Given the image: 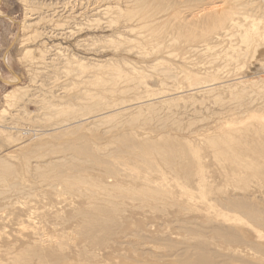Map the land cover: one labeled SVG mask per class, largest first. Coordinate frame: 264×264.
Instances as JSON below:
<instances>
[{
  "label": "rangeland",
  "instance_id": "1",
  "mask_svg": "<svg viewBox=\"0 0 264 264\" xmlns=\"http://www.w3.org/2000/svg\"><path fill=\"white\" fill-rule=\"evenodd\" d=\"M82 1L83 6L81 7L84 8L88 4V6L90 5V9L94 10L98 9L100 6L107 5L106 2L103 4L102 0ZM119 1L120 6H123V8L127 10L124 4L125 0ZM262 1L264 2V0ZM21 2H23V0H0V160L2 163H6L8 166L10 165V167H12L13 172H15L14 175L16 176L11 182L14 185L17 184V187H15L16 189L14 187L6 188V192H4L5 189L2 188L4 185L0 184V254H2V251L8 249L15 250L19 253L23 251L22 248L27 251V253L23 251L25 254H31L28 252V249L30 250V248L33 247L34 250L31 249L32 255L41 252V254H44V259H37L35 257L32 258L33 261L30 259L34 262L33 264H42L43 260H45L43 262L44 264H211L213 260L216 264H264V242L258 239L257 235L253 234L250 229L243 230L241 234L242 236L245 234L244 238L249 242L250 247L252 246V248L258 252V256L256 252L249 250H246L244 253L245 255L233 253L230 252L231 249L229 250V247L224 250L219 248L222 251L219 249L215 250L213 246L214 241H212L213 235L209 232L213 224L207 221V219L213 218L209 212L205 210L206 206L203 203L204 201L201 200V196L213 198L212 200H224L229 198L238 200L240 197H245V201L248 198L249 200L247 201L250 202V204H254L255 202V206L264 209V149L260 148L259 153H248V149H250L251 146H249L248 137L251 139L253 133L246 131L248 127L250 131L256 128V123H253V120L249 118L250 112L258 111V113H261L264 109V88L260 87V85H252L251 82L264 77L263 72H258V66L261 62L264 64V58L257 56L253 61H250L239 70L231 66L232 70L228 69L229 71H227L222 62H218L219 64L212 66L215 70L218 69V67L220 69V72H218L220 80L217 82L221 85L223 83L224 86L228 84V86L235 87L238 85V82L242 81L241 77H245L243 81L249 84L246 83L244 84L245 86H239L238 89L237 87H233L234 90L231 89V91L230 89L219 90L211 96L196 94L195 92V94L191 92L193 93L191 95L190 92H186L180 94L182 98L177 101L158 106L155 109L156 111L154 108H149L151 109V111H149L148 107L140 108V110L135 107L133 111L118 116L117 119H109L101 124H95V126L91 124L92 121H90L91 123L84 124L82 129H77L78 131L76 129L72 130L71 126L70 129L68 128L69 130L67 132H55V130L63 126L65 122L67 123H65L66 125L69 123L72 124V116L70 118L66 117L67 121H63L66 120L65 116H56L59 108H62V106L64 107V105L68 103V100L70 101V96L72 97V76L69 75L67 78L65 73H52L50 72L52 70L50 68V70L45 69V66L43 69L37 60L38 53L37 51L35 52L38 48L41 49V47H39L41 44L36 45L38 43H32L25 46L21 44L22 40L26 39H23V37L30 35V30H24L22 27V25H24L23 23L28 22L26 21L28 11L26 5H23L24 2ZM115 6L116 4H114V7ZM154 7L158 8L156 4H153L152 7H150V11H153V9L155 11L156 8ZM83 8L81 10L84 12L85 10ZM178 9L180 8H176V10ZM82 11H80V13H83ZM38 12L39 15L36 17L45 15L44 12H48L46 16H48L49 13L52 14L51 10L44 12L40 10ZM95 13L90 12L88 15L92 16ZM114 17L115 20L118 21L116 15ZM120 19L119 21L121 24L127 21L125 17ZM103 21L100 29H94L89 32L99 36L112 35L114 38L118 36V34H114V32H122L123 26L121 24H113L109 30L107 27L110 25L108 20L103 19ZM56 23L59 24L60 20H58V22L56 21ZM105 25L107 26L105 27ZM45 26L46 25H44V27ZM157 26L160 27L161 25ZM157 26L154 24L153 27ZM44 27L41 25L39 28L37 27L34 29H39V31L41 30L44 32ZM47 27L46 29H48V32H51L53 26L48 25ZM142 31L143 30H140V32ZM145 32L143 31L144 36L147 35ZM141 37L142 36H139L140 39ZM167 40L169 39L165 41L168 42ZM40 41L41 40H38V42ZM114 42L117 43V40H114ZM166 42H164V44L161 42L153 43L154 45H152V48L148 46L146 49L140 51L141 56L136 57L135 54H131V58L127 56L135 66L143 69L146 73L148 72L146 74V83L151 93L157 94L162 90H172L174 86L177 85V87L187 88L188 83L183 81L186 77L185 73H199L202 78L206 77V79L207 76L205 73L214 75L213 72L215 71H206L207 68L211 67L208 61L216 52L223 51L221 47L218 46L216 49L213 48L211 52H202L205 47L201 45L203 47L196 50L197 52H195V50L189 52L190 49H185L182 53L177 50L179 48V44L177 43L179 42L173 43L172 46H169L170 44ZM116 43L108 46L109 49L105 55L107 58L109 56L108 59L112 56L111 59L113 58V61L119 59L121 62L124 55L121 50L122 48H119ZM218 43L220 44V41H217V44H214V46L218 45ZM155 44L157 46H155ZM112 45L116 46L117 51ZM101 46H103V43ZM176 46L178 48H176ZM214 46L212 44V47ZM30 49L34 50L32 51L33 54L30 53L31 51H28ZM153 49L155 50L154 53L152 51ZM156 51H158L157 53L160 55H157ZM166 52L175 53L179 55L180 58H170ZM113 55H115L117 59L113 57ZM147 55H149V58H147ZM152 56H156L154 59L161 62L157 67H153V70L149 68ZM256 59H259L261 62H258ZM165 62L168 66L165 65ZM145 65L146 67H144ZM165 68H167V70L170 69V72ZM169 73L174 77H178L179 82L165 79L166 77L164 76ZM163 78L166 80V83L164 82L163 84L164 86L158 83L160 79ZM14 80H16L17 83L10 84V82ZM153 81L156 83H153ZM132 84L130 85L132 86ZM121 85L123 86L125 83ZM17 87L20 89L22 88L21 92L23 94H20L19 91L18 93L20 96L18 98L11 97L12 95L9 96L11 92L17 90ZM43 89L50 92L54 91L57 95H63L65 92L64 95L66 96H64L65 99L63 98L64 102L63 100L61 101L60 99H53L46 96L47 92L45 93ZM242 89H246L245 93L241 96L242 98H235L233 97L234 95L231 94L234 93L232 91L237 92ZM143 91L144 89L136 90L129 94H123L124 96L122 97H126L128 100L135 99L136 95H141L140 97H143L142 94H146L145 91ZM54 92L53 94H55ZM171 97H176V95ZM49 99L51 100L50 105L53 106V110L50 109L51 112L46 110L44 106L45 102L49 101ZM57 104L58 106H56ZM131 118L133 121L130 123L129 120ZM121 122L124 125L122 124L121 128L119 127L116 129L115 126ZM252 124H254L255 127ZM14 126H16V128ZM44 128H46L47 131L44 130ZM48 130L50 131L48 132ZM230 130L238 133L240 131L238 135L239 137H243L240 139L244 142L242 143V149L243 155L246 156L242 157V159H244L242 164L234 163V159L229 156H222V154H219L221 155L219 156L217 155L218 153H213L212 147H209V138H215ZM70 134H72L71 136L73 137H71ZM58 137L59 140L57 139ZM142 137L146 139L149 137L151 140L159 138L162 145L174 149L176 153L181 156L180 158H174L175 161L173 160L168 165L160 157L151 153L152 157L155 158V162L153 161L151 168L148 165L141 164V172L145 177L144 179L149 182L152 181L153 186L158 185L161 191L166 194L163 197V199H165L153 202L152 200L118 199V202L115 204L120 205L121 210L112 216L115 217L112 219L114 224L112 222V224H108L109 231L105 233V231L102 230L103 228L98 224H93L90 220V215L87 214L91 210V205L97 202L98 204H104L102 201L107 198L106 195H103L104 193L102 196L100 195L99 198L101 201L90 202L85 196V190L88 191L90 187L80 186L75 179L78 176V178L82 177L80 179L85 178L84 180L90 183V185H92V182H94V184L106 182L109 185L119 183L125 187L121 190H125L126 193L129 192L127 191L129 190L127 187H132L133 180L127 176L128 173L125 171L126 168L122 165H118L116 159L124 158L129 147L142 144ZM202 140L205 142L202 143ZM19 142L21 144H19ZM71 144L75 147L77 146L76 148L80 150L83 149V147L85 149L86 146L88 148H86L87 151L93 150V154L96 153V156L92 155V157L95 156L96 158L85 155L87 156L85 157L87 160H85L84 157H81L72 150ZM89 147L92 149H89ZM99 150L103 152L100 154ZM105 154L110 157L107 159ZM198 156L201 158V162L199 161V163L197 162ZM41 157H43L42 160ZM14 159L17 160V162L14 161ZM76 159L81 160L77 161ZM50 161L51 163L53 162L52 166L46 167V170L44 169L42 172L55 173L57 176L62 175V178L65 177L64 180L60 178L61 181L56 180L50 183L40 178L39 173L41 172H37V167H40L42 170L41 167H43V165L45 166ZM108 162H112V166L110 165L111 163L109 164ZM246 165H249L251 169H246ZM54 166L55 168L57 167L55 171L53 170ZM259 166L261 167L260 169L255 168ZM112 172H116L121 176H118L119 178H109V174ZM69 176L72 177V179L66 178ZM202 178L206 181L207 191L205 192H202L203 190H199L198 188V181ZM66 179L70 180V182H67L73 184L71 185L72 190H69L71 186L65 183ZM24 187L26 190H24ZM184 187L192 192L193 200H189L185 195H182V189ZM2 192H4V195ZM104 215V218L107 217L106 214ZM216 224L218 223L214 221V225ZM221 227L226 228V226ZM228 227V229L233 230L231 226L228 225ZM37 236H39V238ZM201 238H203V240ZM46 242L48 244H46ZM49 242L51 246H49ZM42 244L44 249L40 248ZM35 245H38V247ZM203 245L208 247L205 252H203L204 250L202 249L204 247ZM53 249L55 250L53 251ZM208 251L212 253L210 254ZM59 252H61V254ZM212 254L214 256H212ZM1 256L0 260L2 264H12L10 259L6 258L3 254ZM249 256L253 257L251 258ZM213 257L215 258L213 259ZM211 258L213 259L212 261ZM204 259L207 261H204Z\"/></svg>",
  "mask_w": 264,
  "mask_h": 264
},
{
  "label": "bare ground",
  "instance_id": "2",
  "mask_svg": "<svg viewBox=\"0 0 264 264\" xmlns=\"http://www.w3.org/2000/svg\"><path fill=\"white\" fill-rule=\"evenodd\" d=\"M102 1H103V4H104V2H106L107 5L106 6H100L98 9H95V10L90 9V7H89L90 5L88 6V4L84 8L81 7V6H83L82 0H23V2L25 4L23 2H21V3H23V5H26L27 11H28L27 18H26L27 19L26 21H28V22L23 23L24 25H22V27L24 28V30H30V35H27L26 37L24 36L23 39L24 38H26V39L22 40L21 44L24 46L30 45L32 43H35V44L38 43L36 45L41 44V45H39V47H41V49L38 48V50H35V52L37 51V53H38L37 54L38 55L37 60L39 61L38 63L43 67V69L46 67L45 69L50 68L52 70L50 72H52V73L54 72L56 74V72H58V73L61 72V73H65L66 77L69 75L72 76V97L68 93V95L71 98V99L69 98L70 101L68 100V103H66L64 105V107L62 106V108L59 106L61 109L59 108L60 111L58 110L56 113V116H65V118L66 117L70 118L72 116V119H71L72 124L69 123L68 125H66L67 123L65 122L66 123L65 124L63 122L64 123L63 126L58 127L56 130L54 129L55 132H57V131L67 132L71 126H72V128H71L72 130H75V129L77 130L80 128L82 129V126H84V124L89 123L90 121H92V123L91 122L90 123L94 124V126H95V124H97V125H98V123L101 124L104 121H107L109 119H113V118L117 119L118 116H122V115H125V114L133 111L135 109V107L139 110H140V108H143V107H145V108L148 107V109L154 108V110H155L158 106H163L164 104H168L172 101H174V102L177 101L178 99L182 98V97H180V94H184L186 92L187 93L190 92L191 95L195 92L196 94L211 96V95H214V93H217L219 90H226V89L229 90L230 89V91H231V89L234 90L235 87H237V89H238L239 86H242V85L245 86L244 84L248 83L246 81L245 82L243 81V79H245V77H241L242 81L238 82L237 83L238 85L235 87L234 86H228V84L226 86H224L223 83L221 85L219 82H217L220 80L218 77V72H220L219 67H218V69L215 70V68L212 66H216L217 64H219L218 62H222V64L224 65V68H226L227 71H229L228 69L232 70V67H235V69L239 70L242 67H244L246 64H248L250 61H253L257 56L264 58V2L262 0H125L124 4H125V7L127 8V10H125V8H123V6L122 7L120 6L119 0H117V1L116 0H102ZM121 1H124V0H121ZM114 4H116L115 7H114ZM124 4H122V5H124ZM153 4H156L158 6V8L154 7V8H156V10L154 11V9H153V11H150L151 10L150 7H152ZM82 8L85 10L84 12L81 10ZM176 8H180V9L183 8V9L176 10ZM40 10L41 11L43 10V12L47 11V10H51L52 14L49 13L48 16H46L47 13L49 12L48 11V12H44L45 15L36 17L37 15H39L38 11H40ZM60 10H62V11H60ZM79 10L82 11L83 13H80ZM171 10H173V11H171ZM170 11H171V13H170ZM90 12H92V13L96 12V13L93 14L92 16H89L88 14ZM115 15H116L118 21L115 20V17H114ZM122 17L127 18V21H125L126 20L125 19L124 20L125 22H123L121 24L119 19ZM103 19L108 20V23L110 25L109 26L105 25V27L107 26L109 28V30L113 24H116V25L121 24L123 26L122 32L118 31V33H115L114 31L111 30L112 32H114V34H118V36H115L116 38H114V36H112L111 34H110L111 36L94 35L95 33L91 34L89 31H91V30L93 31L94 29L95 30L100 29V26H102ZM58 20H60L59 24L56 23V21L58 22ZM128 22H130V23H128ZM103 24H105V23H103ZM154 24H155V26H157V25H161V26L160 27H158V26L153 27ZM41 25H43V27H44V25H46L44 27V30L42 28V30L44 32H42L41 30H40L41 31L40 32L39 29L38 30L34 29L37 27L39 28V26H41ZM48 25L53 26L52 27L53 29L51 32H48V29H46V27ZM33 29H34V31H33ZM140 30H143L144 32L147 30L145 32V33H147V35L144 36L143 31L140 32ZM139 36H142L141 39L139 38ZM166 39H169V40H167L168 42L165 41ZM38 40H41V41L43 40V41L38 42ZM114 40L115 41L117 40V43L114 42ZM217 41L218 42L220 41V44L218 43V45L214 46V44H217ZM155 42H157V43L161 42L163 44H164V42H166V43L170 44L169 46H172V44L173 43L175 44V42L176 43L179 42V43H177V44H179V48L176 46V48H178L177 49L178 52H182L185 49L186 50L190 49L189 52L190 51L192 52L194 50H195V52H197L196 50H198L199 48H201L203 46L205 48L202 52H209V51L211 52V50L213 48L216 49V48H218V46L221 47L223 49V51L216 52V54H214L212 56V58L208 61V64L211 65V67L209 66L210 68H207L206 71L207 72L211 71V70L215 71V72H213L214 75H212V74L209 75L208 73H205V75L207 76V79H206V77L202 78L200 76L201 74H199V73L198 74L197 73L194 74L191 72L185 73L186 77H185V80H183V81H186L188 83L187 88L177 87L178 86L177 85V86H174V89H172V90H162V91H159V93L155 94V93H151L149 91V88H148L147 83H146V78H147L146 74L148 72L146 73L145 71H143V69L135 66L134 63L131 62L127 57V56H130L131 54L132 55L135 54L136 57L141 56L140 51L146 49L148 46H151V48H152V45H154L153 43H155ZM102 43H103V46H101ZM114 43H116L119 48H122L121 50H122V53L124 55V57L122 59H124V60L121 59V62L119 61V59L113 61L112 60L113 58L111 59L112 56L110 57V59H108L109 56L107 58L105 55V53L109 49L108 46H111V44H114ZM35 44H33V45H35ZM212 44L214 47H212ZM201 45H203V46H201ZM112 46H113V48L115 47V49H116V46H114V45H112ZM155 46H157V45L155 44ZM159 47H162V46H159ZM164 47H165V45H164ZM167 47H168V45H167ZM110 48H112V47H110ZM115 49H113V50H115ZM158 50H160V49H158ZM28 51L29 52L31 51L30 53L33 54L32 51H34V50L30 49ZM116 51H117V49H116ZM152 51L154 53L155 50L153 49ZM162 51L164 52L163 49H162ZM157 52L158 51H156V53ZM113 53H114V51H113ZM153 53H151V54H153ZM146 54H145V56H146ZM166 54L168 56H170V58H173V57L177 58V59L180 58L179 55L172 53V52H166ZM157 55H160V54L157 53ZM120 56H121V53H120ZM147 56H148L147 58H149V55H147ZM113 57H115V55H113ZM155 57L156 56H152L153 59ZM130 58H131V56H130ZM152 58L150 59L151 63H149L150 64L149 68H152V70H153V67H157L158 64H161V62L157 61L156 59L153 60ZM137 60H139V59H137ZM257 61L261 62V61H259V59ZM252 64H253V62H252ZM146 65L144 67H146ZM165 65L168 66L167 63ZM147 67H148V65H147ZM258 68H259L258 69L259 73H262V72L264 73V64L262 62H261V64H259ZM165 69L167 70V68H165ZM157 70H158V68H157ZM169 70L170 69H168L167 71H169ZM44 72H46V71H44ZM52 73H50V74H52ZM62 77H65V76H62ZM159 77H157V78H159ZM164 77H166L165 79H167V80L178 81V77H176V76L174 77L170 73ZM165 79L164 78L160 79V81L158 83H161V85H163L164 82L166 83ZM255 79H256V77H255ZM155 80H158V79H155ZM235 81H237V80H235ZM154 82L155 81H153V83ZM251 82H252V85H255V86L260 85V87L264 88V77L259 78L257 81H251ZM15 83H17L16 80L10 82V84H15ZM42 83H44V82H42ZM124 83H125V85L122 86L121 84H124ZM126 84H128V85H126ZM130 84H132V86ZM157 85H159V84H157ZM165 86H167V85H165ZM218 87H220V88H218ZM262 88H261V90H262ZM140 89H144V91L146 93L145 95L142 94L143 97H140L141 95L140 96L138 95L139 97L136 95L135 99H132V100L131 99L128 100L126 97H122L125 94H129L131 92H134V91L140 90ZM43 90L45 91V89H43ZM19 91H20V94H23L21 92L22 88L20 89L17 87V90H14L13 92H11L9 94V96L12 95L11 97L18 98L20 96V94L18 93ZM64 91H62V92H64ZM245 91H246V89L245 90L242 89V90H239L237 92L232 91L234 93H231V94H233L234 95L233 97H235V98H242L241 96L243 93H245ZM53 92L52 91L51 92L45 91L46 96H48V97H51L53 99H60L61 101L63 100V98L65 99V97H64V96H66V95H64L65 92L63 93V95L62 94L57 95L56 92H54L55 94H53ZM191 92H193V93H191ZM175 95H176V97H171V96H175ZM50 99H49V101H46V102L44 101L45 102L44 106H45L46 110H48L49 112H51L50 109H52V107H53L50 105L51 104ZM63 102H64V100H63ZM38 103H40V102H38ZM48 105H50V106H48ZM56 106H58V104ZM139 110H138V112H139ZM142 111H141V113H142ZM149 111H151V109H149ZM52 114H54V113H52ZM249 115H250L249 118H251L253 120V123L254 122L256 123V125H255L256 128L253 131H250L249 127L246 130V131L253 133V135H252L253 137L251 139H250V137H248V136L247 137L249 138L248 139L249 146L251 145L250 149H248V153L254 154V153H259L260 148L264 149V109L261 113L260 112L258 113V111H254V112H250ZM67 118H66V120H63V121H67ZM132 121H133V119L131 118L129 120V122L131 123ZM43 122H44V120H43ZM48 122H49V120H48ZM127 122H128V120H127ZM122 124H123L122 122L120 124L118 123L115 126V128L116 129H118L119 127L121 128ZM252 125L254 126V124H252ZM127 126H128V124H127ZM14 127L16 128V126H14ZM45 127H46V124H45ZM91 127H93V126H91ZM19 128H20V126H19ZM54 128H56V127H54ZM251 128H253V127H251ZM44 130H46V128H44ZM50 130H48V132ZM249 132H248V134H249ZM71 133H72V131H71ZM88 133H89V131H88ZM239 133H240V131H239ZM239 133L236 131L230 130L227 133L222 134V135H218L215 138H212V139L209 138V145H210L209 147H212V149L214 151L213 153H218L217 155L222 154V156H224V155L229 156V157L234 159V163L242 164L244 162V159H242V157H245L246 155L245 156L243 155V149H242L243 144L242 143H244V142L241 141V139L243 137H239V135H238ZM3 134H4V132H3ZM79 134H81V133H79ZM35 135H37V134H35ZM71 135L72 134H70V136ZM81 136H84V135H81ZM37 137H39V136H37ZM71 137H73V136H71ZM57 139L59 140V137ZM205 139H206V137H205ZM16 140H18V139H16ZM20 142H19V144H21ZM203 142H205V141L202 140V143ZM16 143H17V141H16ZM22 143H23V141H22ZM17 145H18V143H17ZM71 146H72L71 147L72 150L75 153H77L78 155H80L81 157H84V158L87 157L85 155H88L89 157L90 156L92 157V155L96 156V153L93 154V150L87 151L88 148L86 146H85V149L82 146L83 149H81V150L77 149L76 148L77 146L75 147L72 144H71ZM252 147H253V149H252ZM90 148L91 147H89V149ZM96 151H97V148H96ZM147 151H149V152H147ZM91 152H92V154H91ZM102 152L100 151V154ZM151 153H154L157 157H160L168 165L170 164V162H172L174 160V158H176V157L180 158L181 157L179 154L176 153V151L174 149H170L169 147L162 145L161 140L159 138L153 139V140H151L149 137H148V139L143 138L142 144H138V145H134L132 147H129L127 149V152H126V155L124 158L116 159L118 165H122L126 168L125 171L128 173V175L127 174L126 175L128 177L132 178V180H133L132 181L133 182L132 187L131 186L127 187V188H129V190H127L129 192L126 193L125 190H121L125 187H123L122 184H119V183L109 185L106 182H101V183L95 182L97 184H94V182H92V185H90V183H88V182H86V180H84L85 178L80 179L82 177L78 178L79 177L78 176L75 179L77 184H80V186H86V187L89 186L90 187V189H88V191L85 190V192H86L85 196L87 197L86 199H88L90 202H97L98 200H100L99 197H100V195L102 196L103 193H104L103 195H106L107 198L102 201L104 204H98V202H97V203L91 205V207H90L91 210L87 214V215H90V220L93 222V224H98L101 228H103L102 230L105 231V233L107 231H109L108 224L110 225L113 223L112 219H114L115 217H112V216L117 214L121 210V206L115 204L116 202H118V199L119 200L120 199H123V200L124 199H135V200L137 199V200H141V201L142 200H147V201L152 200V202H153V201H159L160 199H163V197L166 195L165 193H163L161 191V188H159L158 185H154L155 186L154 187L152 185L153 184L152 181L149 182V181L145 180L144 179L145 177L142 175L141 164L148 165L150 168L153 165V161L155 158L152 157ZM64 155H66V154H64ZM95 156H93L92 158H96ZM105 156L107 159H108V157H110V156H107V154H105ZM219 156H221V155H219ZM73 157H75V156H73ZM81 157H79V158H81ZM97 157H98V155H97ZM198 157H197V160H198L197 162L199 163V161L201 162V158L200 157L198 158ZM42 158L43 157H41V160H42ZM107 159H105V160H107ZM80 160L81 159H78L77 161H80ZM85 160H87V159L85 158ZM14 161L17 162V160H15V159H14ZM109 161H112V160H109ZM108 163L109 164L111 163L110 165L112 166V162H108ZM52 164H53V162L51 163V161L49 163H47L45 166L42 164L43 165V167H41L42 170L40 169V167L39 168L37 167V172L38 173L41 172V173H39L40 178H42L44 181H47L50 183H53L56 180L61 181L60 178H62V175L57 176L55 173L42 172L44 169L46 170V167L52 166ZM54 164H56V163H54ZM109 164H107V165H109ZM200 164H202V163H200ZM57 165H58V163H57ZM113 165H115V164H113ZM158 165H160V164H158ZM63 166H66V165H63ZM58 167H62V166H58ZM56 168L54 166L53 170L55 171ZM245 168L248 170L251 169V167L249 165H246ZM255 168L260 169L261 167L259 166V167H255ZM28 170H29V168H28ZM120 170H122V169H120ZM118 172H120V171H118ZM14 173L15 172H13L12 167H10V165L8 166L6 163L4 164L0 160V184L4 185V186H2V188L5 189L4 192H6V190H7L6 188L17 187V184L14 185L11 182V180L13 178H15V176H16V175H14ZM147 173H149V172H147ZM147 173H146V175H147ZM109 175H110L109 178L121 176V175L117 174L116 172H112ZM64 178L65 177H63L62 179L64 180ZM66 178L72 179V177H70V176L66 177ZM240 178H241V175H240ZM128 180H129V178H128ZM67 181L70 182V180H68V179L65 180V183H67L68 186L73 185ZM23 184H24V182H23ZM23 186H21V187H23ZM30 186H32V185H30ZM208 186H209V184H208ZM21 187H18V188H21ZM198 188H199V190H203L202 192L207 191L206 181L204 178H202L200 181H198ZM65 189H67V188H65ZM24 190H26L25 187H24ZM69 190H72V186L69 187ZM79 190H80V188H79ZM182 190H183L182 195H185L189 200H193L191 191H189L185 187ZM4 192H2L3 195H4ZM238 192H240V191H238ZM243 192H246V191H243ZM76 193H77V191H76ZM248 196H250V195H248ZM65 199H67V198H65ZM212 199L205 197V196H201V200L204 201L203 203L206 206L205 210H207L213 218V219L209 218V219H207V221L211 222L213 224V225H211L209 232H211L213 235L212 241H214L213 246H214L215 250H218L219 248H222L224 250L225 248L228 249V247H229V250L231 249L230 252L240 253L243 255H245L244 253L246 252V250L256 252V250H254V248H252V246L250 247L249 242L246 241V239L244 238L245 234H243L244 236H242L241 232L243 233V230L250 229L253 232V234L257 235L258 239H260L264 242V209H261L258 206H255L256 205L255 202H254L255 205L250 204V202L247 201V200H249L248 198L245 201V197H240V199H238V200L237 199L232 200L231 198L224 199V200H221V199L212 200ZM25 200H27V199H25ZM100 201H99V203H100ZM254 201H255V199H254ZM21 203H23V202H21ZM122 205H123V203H122ZM19 207H21V206H19ZM195 211H197V210H195ZM2 212H3V210H2ZM104 214L107 215V217H105V218H108V219L104 218V216H105ZM84 215L87 216L86 214H84ZM212 220H214L218 223V224H216L217 226L214 225V221H212ZM109 221H110V223H109ZM228 225L231 226V228H233V230L228 229L229 228ZM209 226H210V224H209ZM221 226H226V228H223ZM189 227H190V225H189ZM201 228H202V226H201ZM18 233H19V231H18ZM249 234H251V233H249ZM246 236H247V233H246ZM37 237L39 238V236H37ZM37 237H36V239L38 240ZM203 238H201V239L203 240ZM51 241H53V240H51ZM47 242H48V240H47ZM47 242H46V244H48ZM193 242H195V241H193ZM204 243H206V242H204ZM35 246L38 247V245H35ZM49 246H51V243ZM47 247H48V245H47ZM40 248H43V244L40 246ZM22 249H23V251H25L24 248H22ZM31 249L34 250L33 247L30 248V250L28 249V252H30L31 254H25V252L27 253V251H25V252L21 251V252L17 253L15 250H11V249H8L6 251H2L1 253L6 258L10 259V262H12V264H27V263L33 264L34 262H32L33 261L32 258H34V257L37 259H42V258L44 259V256H43L44 254H41L42 252L32 255ZM202 249L204 250L203 252H205V251H207L208 247L204 246ZM54 250L55 249H53V251ZM220 251H222V250H220ZM61 252H63V251H61ZM61 252H59V253L61 254ZM208 252L210 254L212 253L210 251H208ZM43 253H44V251H43ZM257 253L258 252H256V255H257ZM2 254H0V256ZM195 254H197V253H195ZM222 254H224V253H222ZM240 254H239V256H240ZM212 256H214V255L212 254ZM246 257H247V253H246ZM249 257H251V256H249ZM214 258L215 257H213V259ZM216 258H217V256H216ZM213 259L211 258V261ZM28 260L30 263L28 262ZM205 260L206 259H204V261ZM44 261L45 260H43V262ZM215 261H217V260H215ZM0 262H1V260H0ZM43 262H42V264H44ZM213 262H214V260H213ZM213 262L211 264H213ZM0 264H2V262ZM214 264H216V262H214Z\"/></svg>",
  "mask_w": 264,
  "mask_h": 264
}]
</instances>
